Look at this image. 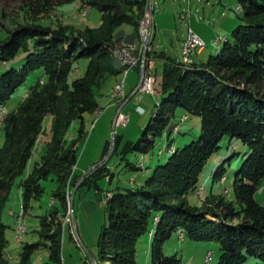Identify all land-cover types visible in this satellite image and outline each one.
Segmentation results:
<instances>
[{"label": "trees", "instance_id": "16d2710c", "mask_svg": "<svg viewBox=\"0 0 264 264\" xmlns=\"http://www.w3.org/2000/svg\"><path fill=\"white\" fill-rule=\"evenodd\" d=\"M65 1L69 0H26V6L32 17H39ZM237 1L240 22L233 27L231 37L226 36L218 50L204 61H193L188 66L162 50H154L153 55L162 57L163 62L160 97L129 149L145 152L154 147L158 136L165 134L167 138L169 121L178 107L200 117L199 134L181 146L168 141L167 145H172L167 148L170 154L141 183L112 190L106 201L107 223L99 236V264H138L137 240L150 228L155 230L149 236L152 264H180L178 255L162 250L163 241L178 230L193 239L217 241L219 256L214 264H247L250 256L264 262V204L254 197L264 177V0ZM78 2L101 13L99 25L85 28L84 42L38 25L22 26L0 41V61L12 59L21 47L26 51L19 66L0 72V104H6L30 70L39 67L44 74L4 118V142L0 146V264H48L32 259L41 245L48 249L50 260L61 263L59 207L49 212L57 215V220L41 215L39 234L44 241L24 242L16 261L6 259L7 224L2 220V211L14 179L23 173L33 153L47 114L52 117L50 138L40 161L19 182L21 201L25 209L30 207L31 199L43 191L40 180L53 173V195L61 208L65 205L67 178L78 174L73 165L77 162L78 142L85 135L84 114L98 106L93 86L105 72L118 73L110 53L113 34L123 23L138 25L146 0ZM81 56L88 58L85 72L68 83L73 62ZM75 119L80 124L75 139H70L68 131ZM224 136L240 139L248 149L233 175L234 198L214 197L208 207L190 204L186 196L200 185L203 166ZM224 166L220 162L211 176L217 179L224 175Z\"/></svg>", "mask_w": 264, "mask_h": 264}, {"label": "rangeland", "instance_id": "374dc122", "mask_svg": "<svg viewBox=\"0 0 264 264\" xmlns=\"http://www.w3.org/2000/svg\"><path fill=\"white\" fill-rule=\"evenodd\" d=\"M237 3V0H146L137 26L123 23L116 28L110 53L112 61L117 65L118 73L105 72L99 83L93 86L98 106L93 112L84 114L85 135L78 142L77 162L73 165L78 174H70L67 178L65 186L67 202L65 201V205L61 208L59 199L54 197L56 180L55 175L51 173L40 180L43 188L40 196L32 198V205L27 209L22 206L19 182L31 171L33 165L40 161V156L46 149L52 120L51 115L47 114L36 138L33 153L23 173L14 179L2 211V220L7 224L5 230L7 260L19 259V252L24 242L44 241L39 234L41 215L46 214L47 220H57V215L52 216L49 212L59 207L58 215L63 230L61 263L50 260L48 249L43 245L33 253V261L48 262V264H83L86 261L87 264H94L90 255L96 257L98 253L99 236L103 225L107 223L106 201L112 190L117 186L126 187L141 183L156 164L166 160L170 154L167 148L172 145L181 146L199 134L200 117L178 107L169 121L168 127L171 126V131L167 136L168 139L165 134L158 136L154 147L145 152L129 149L132 142L140 136L160 97L163 62L162 57L153 55L154 50H162L166 55L184 60L182 43L191 28L202 36L204 46L193 49L189 55L190 63L184 61L183 63L189 66L193 61H204L209 53L218 50L226 40V36L231 37L233 27L240 22L237 12L241 7ZM148 16L151 21V34L144 45L140 39V31L142 22H147ZM100 22V11L95 7L81 4L78 0L62 2L39 17L31 16L27 10L26 0H0V41L6 40L13 31L22 26L38 25L52 32H65L68 39L72 36L77 38L78 42H84L85 28L97 26ZM46 36L49 37L50 34ZM124 43L137 45L134 53L138 62L135 67L128 70L125 77L121 72L122 67L113 55L114 48L118 49ZM149 51L152 54H149ZM25 55L26 51L22 47L19 48L12 59L0 61V72L9 66H19ZM87 62L88 58L84 56L78 57L73 62L67 76L68 83L84 74ZM143 66L154 78L153 93L136 91L137 85L140 84ZM41 76H44L41 68L30 70L6 104H0L4 105L0 107V146L4 142L5 116L15 109L24 93ZM123 81L122 96H112L115 87ZM130 86L133 88L128 91ZM114 100L117 105H113ZM116 111L118 113L114 119ZM122 113L129 114V120L124 125L120 121ZM79 124V119L71 123L68 131L70 139H75ZM112 141L114 146L111 151ZM168 141L172 145H167ZM247 150L240 139L224 136L219 142V148L208 157L203 166L200 185L187 194L188 202L202 203L203 206L208 207L213 204L210 201L214 197L225 196L226 200L232 201L233 175L246 156ZM127 162L135 164L140 169L131 167ZM220 162L224 163L226 171L220 178L215 179L211 176V172ZM75 186L71 211L68 202ZM254 197L264 204V177L257 185ZM153 220L154 223L157 222V214L153 216ZM230 221L237 222L236 219ZM154 231V228H150L148 234L142 235L137 240L138 264H152L149 236H152ZM162 250L165 254L178 255L180 264H214L219 256L217 241L193 239L182 230L173 231L163 241ZM256 261L264 264L253 256L248 258L247 264H255ZM95 264H99L97 258ZM104 264L110 263L105 261Z\"/></svg>", "mask_w": 264, "mask_h": 264}, {"label": "built area", "instance_id": "2783aa9c", "mask_svg": "<svg viewBox=\"0 0 264 264\" xmlns=\"http://www.w3.org/2000/svg\"><path fill=\"white\" fill-rule=\"evenodd\" d=\"M151 21L150 16L148 18L147 26H146V32H147V41L149 40L150 34H151ZM200 37L197 33H195L191 28L190 32H188V39H184L182 43V47L185 49V59L182 60L184 62H190L191 59L189 58L190 55V44L192 43L193 38ZM115 49V57L117 58V61L120 66H123L125 68V73H128V70L136 66V57H135V50H134V43H124L122 47L120 48H114ZM141 67V66H140ZM143 70L141 73V80L140 84L138 85L137 92L143 91V92H154V78L150 71L145 69L143 66ZM122 96L120 95V87H115L114 94L112 96ZM129 120V114L128 113H122L120 116L121 124L124 125Z\"/></svg>", "mask_w": 264, "mask_h": 264}, {"label": "bare ground", "instance_id": "6f19581e", "mask_svg": "<svg viewBox=\"0 0 264 264\" xmlns=\"http://www.w3.org/2000/svg\"><path fill=\"white\" fill-rule=\"evenodd\" d=\"M147 16V15H146ZM149 17V16H148ZM146 18V17H145ZM148 22V21H147ZM147 22L146 21H143L142 22V24H141V31H140V36H141V41H143V44L145 43H147V32H146V26H147ZM186 39H188V36L186 37ZM144 44V45H145ZM137 45H135V43H134V50L136 51L137 50V47H136ZM204 46V41L201 39V37H197V38H193V40H192V43L190 44V54H191V52H193L192 50L193 49H197V48H202ZM113 55L115 56V49H114V51H113ZM183 53H184V57H185V49H184V47H183ZM183 57V58H184ZM185 59V58H184ZM138 62H137V58H136V64H137ZM190 63V62H189ZM122 67V74L124 75V77L126 76V73H125V68L123 67V66H121ZM120 70V69H119ZM123 86H124V81L121 83V84H119V85H117V87H120V95L123 93V90L121 89V88H123ZM0 116H1V114H0Z\"/></svg>", "mask_w": 264, "mask_h": 264}, {"label": "water", "instance_id": "95a60500", "mask_svg": "<svg viewBox=\"0 0 264 264\" xmlns=\"http://www.w3.org/2000/svg\"><path fill=\"white\" fill-rule=\"evenodd\" d=\"M137 87H138V85H137ZM136 87V88H137ZM117 113H118V111H116L115 112V114H114V119L117 117ZM114 122H115V120H114ZM113 131H114V128H113ZM114 135V134H113ZM112 135V136H113ZM114 137V136H113ZM113 146H114V143H113V141H112V144H111V151H112V149H113ZM111 151L109 152V155H110V153H111ZM75 189H76V186L72 189V191H71V195H70V199H69V202H68V205H69V208H70V210L72 211V197H73V194H74V191H75ZM72 218H73V215H72ZM73 222H74V218H73ZM90 257H91V260L94 262V264L96 263V257L94 256V255H90Z\"/></svg>", "mask_w": 264, "mask_h": 264}, {"label": "crops", "instance_id": "0c3cea01", "mask_svg": "<svg viewBox=\"0 0 264 264\" xmlns=\"http://www.w3.org/2000/svg\"><path fill=\"white\" fill-rule=\"evenodd\" d=\"M153 21H154V20H153ZM154 23H155V22H154ZM121 28H122V27H121ZM121 28H120V29H121ZM199 36L202 37L200 34H199ZM201 39H202V38H201ZM176 59H177V58H176ZM132 88H133V86H130L128 91H131ZM113 105H117V103L115 102V100H114V104H113Z\"/></svg>", "mask_w": 264, "mask_h": 264}]
</instances>
